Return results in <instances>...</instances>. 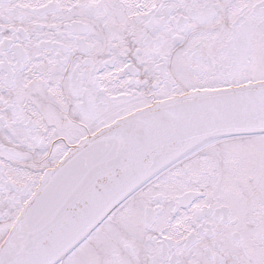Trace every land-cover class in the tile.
I'll return each instance as SVG.
<instances>
[{
    "label": "snow or ice",
    "instance_id": "snow-or-ice-1",
    "mask_svg": "<svg viewBox=\"0 0 264 264\" xmlns=\"http://www.w3.org/2000/svg\"><path fill=\"white\" fill-rule=\"evenodd\" d=\"M0 264H264V0H0Z\"/></svg>",
    "mask_w": 264,
    "mask_h": 264
}]
</instances>
